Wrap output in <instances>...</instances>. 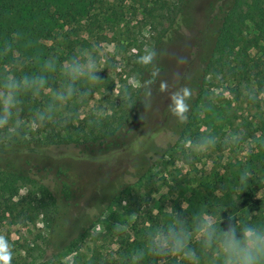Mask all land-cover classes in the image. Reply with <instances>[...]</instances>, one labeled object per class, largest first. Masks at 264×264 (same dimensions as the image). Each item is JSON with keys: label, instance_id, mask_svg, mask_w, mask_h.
Here are the masks:
<instances>
[{"label": "rangeland", "instance_id": "374dc122", "mask_svg": "<svg viewBox=\"0 0 264 264\" xmlns=\"http://www.w3.org/2000/svg\"><path fill=\"white\" fill-rule=\"evenodd\" d=\"M155 1L0 0V72H39L43 59L50 54L61 62L74 52L85 58L95 57L102 69L99 76L103 87L83 101L57 104L58 113L63 106L80 122L86 120L92 133L95 125L96 129H105L106 124L117 126L140 99L144 102L141 119L132 138L136 136L147 144V157L152 149L158 152L150 164L128 157L133 163L123 162L119 171L113 170L111 180L121 178L126 183L122 191L114 195L91 229L67 238L59 249L52 246L51 209L44 206L46 198L40 183L20 189L10 202L23 199L13 207L14 216L6 214L10 203L0 208V235L6 236L11 245L12 264H136L131 254L145 247L146 233L166 226L173 210L182 211L189 223L200 208L217 213L225 222L229 216L242 222L264 210V42L257 34L255 49H249L254 37H248L250 45L246 47L247 40L236 44L224 58L213 52L214 65L206 71L202 91H195L190 78L199 73L200 60L211 51L215 39L216 25L209 17L215 0H185L186 21L172 33L169 21L177 17L173 8L182 0H166L169 5H161L156 12ZM6 43L12 50L4 54ZM153 49L158 53L155 63L160 73L152 86V97L146 100L143 83L151 78V66L137 61ZM178 57H184L185 62L178 63ZM161 80L169 84L166 92L159 90ZM183 85L193 90L190 101L194 106L185 134L176 142L172 123L178 120L168 111V104L171 92ZM48 103L49 92L38 98L24 96L18 106L24 131L19 137L0 132V145L36 149L44 140V127L33 129L30 121L34 112ZM201 136L217 137L216 146L196 150L193 144ZM117 147L115 142L103 145L105 158ZM121 152L124 154L125 149ZM29 160L45 170L40 175L34 168L29 175L24 172L27 176L36 181L39 176L64 178L75 183L70 184V190L79 187L73 201H83L87 196L85 189L92 179L83 165L39 155ZM141 164L147 170L140 177L128 174L133 171L132 165ZM245 170L251 175L241 183ZM117 223L126 224L127 232L115 231ZM69 228V223L64 224L67 235ZM205 253L214 264V253ZM184 261L181 256L146 254L141 264Z\"/></svg>", "mask_w": 264, "mask_h": 264}, {"label": "trees", "instance_id": "16d2710c", "mask_svg": "<svg viewBox=\"0 0 264 264\" xmlns=\"http://www.w3.org/2000/svg\"><path fill=\"white\" fill-rule=\"evenodd\" d=\"M186 2L182 0L176 8H173L177 12V17L170 18L169 23L172 27L169 33H172L175 27L179 26V23L186 21L184 14ZM154 3L157 6L155 12L162 9L161 5H169L166 0H157ZM263 16L264 0H215L213 2L209 17L216 25L215 39L212 42L211 51L200 60L202 67L199 73L192 74V78H190L195 91H202L206 71L214 65V54L224 58L236 44H242L246 40L247 47L251 44L248 37H254V45H250L249 49H255L257 34H259L258 37L264 42V25H260L263 22ZM258 47L260 48V45ZM213 52L214 54H212ZM48 80L49 91L52 88L60 87L62 83V77L59 72L51 74ZM77 87L83 88V85H77ZM101 87H103L102 83L97 84L91 89L90 94H94ZM49 91H45L44 94ZM74 99L76 101H83L85 97L77 96ZM189 103L192 111L194 104H192V101H189ZM142 104L144 102H140V99H137L134 102V106L126 113L124 120H119L115 127L106 124L105 129L102 126L96 129L95 125V129L90 133V124H87L86 120L80 122L73 117L67 125L54 122L44 126L42 129V132L45 134L44 140L42 143H39L40 145L36 149L33 146L27 149L25 147L23 149H16L0 145V208L12 202V199L18 196L20 189L26 188V186H30L33 183H40L39 186L46 198L44 206L48 207L49 210L51 209L50 227L53 237L52 246L54 248L59 249L63 247L67 238L91 229L98 215L104 212L107 205L113 200L114 195L122 191L126 184L121 178L116 181L111 180L110 177L114 172L113 170L119 171V167L123 162L129 161L133 163L127 159L128 157L132 159L139 158V161H146L150 164L152 161L149 163V160L158 154L156 150L152 149V155L147 157L146 154L150 152V149L146 147L147 144L140 142V139L136 136L132 138L141 119ZM64 113L70 112L62 106L59 110L61 118ZM172 124L174 133L177 136L176 142H178L185 134V127L188 121L183 124L179 121ZM108 142H115L119 147L113 148L110 156L105 158L101 148ZM121 148L125 149L124 154L121 152ZM75 150H78V152L74 153ZM5 155L7 158H5ZM38 155L46 159L57 160L56 162L68 160L72 164L83 165L87 168L92 180L85 189L87 196L84 197V200L80 202L72 200L76 191L79 192V187H76V190L73 189V191L69 189L70 184L75 185L74 182L70 183L64 178L62 181L43 178L42 176H39V179L36 181L27 176L24 172H27L29 175L31 171H34V168L39 170L40 175L45 170V167L39 168V166L34 165L29 160H34ZM12 160L17 162L20 167L13 163ZM132 166L134 167L132 168L133 171L131 173L128 172L132 177H140L141 172L147 170L142 164L138 167ZM22 200L21 197L14 204L10 203L11 206L7 209L6 214L14 216L13 207L22 203ZM255 214L250 215L246 220L242 219V222L251 221L264 225V210H258ZM42 215L46 217L48 214L46 211H43ZM67 223L70 224V235L65 234L63 229L64 224ZM191 246L196 249L200 257V263L213 264L210 261V255H205V251L207 250H202L196 240L192 242ZM182 263L187 264V261Z\"/></svg>", "mask_w": 264, "mask_h": 264}, {"label": "clouds", "instance_id": "9594fccd", "mask_svg": "<svg viewBox=\"0 0 264 264\" xmlns=\"http://www.w3.org/2000/svg\"><path fill=\"white\" fill-rule=\"evenodd\" d=\"M11 50V45L6 43L4 54ZM157 55L154 49L148 50L137 61L144 66H151V78L143 83L146 100L152 97V86L160 73L155 63ZM184 62V57H178V63ZM57 72L62 77V83L60 87L49 91L48 77ZM101 72L95 57L85 58L75 52L62 62L57 56L48 55L36 73L17 75L0 72V132L10 137L21 136L25 128L18 107L22 98H38L45 91H49L50 103L34 112L29 126L38 129L54 122L67 125L75 114L64 113L61 118L57 104H67L77 96L90 95L91 89L102 80L99 76ZM77 85H83V88H78ZM168 89V82L161 80L159 90L166 92ZM192 96L193 90L188 86L180 87L170 94L168 111L182 124L188 121L191 111L189 101ZM217 140V137L201 136L194 142L193 147L198 151H207L216 146ZM250 175L251 173L245 170L240 177L241 183L247 182ZM181 207L183 209V205ZM114 230L127 232L128 227L126 224L117 223ZM193 240L197 241L202 250L214 253V264H264V225L251 221L238 222L231 216L225 222L220 215L207 208L196 210L191 223L182 211L173 210L171 220L166 226H157L152 232L146 233L145 247L135 250L131 259L136 264H141L146 254L165 258L181 256L189 261V264H200L197 251L191 246ZM12 259L11 245L6 236L0 235V264H12Z\"/></svg>", "mask_w": 264, "mask_h": 264}]
</instances>
